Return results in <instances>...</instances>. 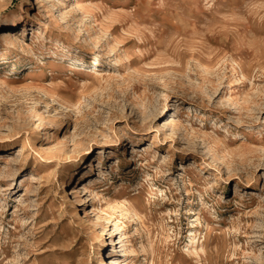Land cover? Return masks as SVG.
Listing matches in <instances>:
<instances>
[{"label": "rangeland", "instance_id": "rangeland-1", "mask_svg": "<svg viewBox=\"0 0 264 264\" xmlns=\"http://www.w3.org/2000/svg\"><path fill=\"white\" fill-rule=\"evenodd\" d=\"M4 31L0 264H264V0H0Z\"/></svg>", "mask_w": 264, "mask_h": 264}, {"label": "bare ground", "instance_id": "bare-ground-1", "mask_svg": "<svg viewBox=\"0 0 264 264\" xmlns=\"http://www.w3.org/2000/svg\"><path fill=\"white\" fill-rule=\"evenodd\" d=\"M14 18V16L12 15V19ZM11 31H4V32H1L0 33V35H1V37H0V40H4V39H6L8 36H11ZM10 38V37H9ZM110 260V264H117L116 262H115V260L114 259H112V258H110L109 259Z\"/></svg>", "mask_w": 264, "mask_h": 264}]
</instances>
